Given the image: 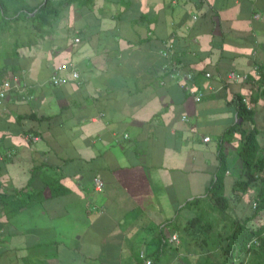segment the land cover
I'll return each mask as SVG.
<instances>
[{
  "label": "crops",
  "instance_id": "1",
  "mask_svg": "<svg viewBox=\"0 0 264 264\" xmlns=\"http://www.w3.org/2000/svg\"><path fill=\"white\" fill-rule=\"evenodd\" d=\"M48 3L38 25L46 0H0V264H145L141 252L150 264H264L255 244L231 262L223 250L232 220H264L255 186L232 191L242 131L255 127L264 150V0ZM19 7L27 17L13 20ZM62 63L78 77L52 84ZM219 153L222 213L205 199ZM201 211L207 230L191 233Z\"/></svg>",
  "mask_w": 264,
  "mask_h": 264
},
{
  "label": "trees",
  "instance_id": "2",
  "mask_svg": "<svg viewBox=\"0 0 264 264\" xmlns=\"http://www.w3.org/2000/svg\"><path fill=\"white\" fill-rule=\"evenodd\" d=\"M50 0H46V4H40L37 8V12L35 14V17L38 18V25H43L46 23V18L48 17V14L51 12V7L49 5ZM73 0H64V2H70ZM92 0H84V3H89ZM2 10V17L8 15L7 14V8L4 5H1ZM29 11V10H28ZM14 13H16V16L13 18V20H18L20 18L27 17V13H23L20 11L19 8H15ZM9 27V20L8 19H0V31H4L8 29ZM18 47V43L15 42L14 44V52L16 54V48ZM193 85V84H192ZM264 93V89H263ZM240 96L237 97L238 102V116H241L243 119H251V110H246L244 104L241 102ZM256 128L252 127L250 130L242 131V136L238 141L237 149L239 152L240 157L243 160L244 168L243 173L241 175V178L237 179L233 186L232 191L234 192H245L249 188L255 186L256 187V204L254 209V214L257 213V211L264 209V150L262 152H259V145L256 141ZM224 155H220L219 153V165L216 169L215 178L210 181L209 185L206 186L205 189V199L209 201L210 207L216 208L221 213L224 212V209L227 206V201L223 197V174L226 170ZM258 179V182L255 183V181ZM4 197V196H3ZM2 197V201H5ZM203 199L194 198L191 201H189V206H196V203H198L199 207L201 206V202ZM8 201V200H7ZM10 201V200H9ZM197 205V206H198ZM20 207H23L21 205H18V209ZM15 213V210L12 209L11 213L7 214L8 216L13 215ZM205 211H201L200 214H196L192 218L188 220V228L190 232L192 231L196 234H204L203 231L207 230L205 226H198V224L202 223V220H204ZM252 217V216H251ZM251 217L246 218L239 222L238 220H232L230 224H232V232L226 236L227 243L225 247L223 248L225 253H229L226 259L229 257V262H231L233 255L235 254L233 251H237L236 254L240 253H247L251 250V246L247 247V243L253 238L256 237L259 244L257 245L258 250L263 252L264 249V243L260 237V235L264 232V220L261 224L258 225L256 228H250L245 226L247 221L251 219ZM207 222V221H206ZM211 225V224H210ZM209 231V230H208ZM207 233V232H206ZM208 234V233H207ZM238 264H244L243 259L238 260Z\"/></svg>",
  "mask_w": 264,
  "mask_h": 264
},
{
  "label": "built area",
  "instance_id": "3",
  "mask_svg": "<svg viewBox=\"0 0 264 264\" xmlns=\"http://www.w3.org/2000/svg\"><path fill=\"white\" fill-rule=\"evenodd\" d=\"M170 46V44H168ZM163 54L166 55L167 53V49L165 51L162 52ZM67 72L68 74H70V76L72 78H77L78 77V73L77 71L70 67L69 63H62L60 65L57 66L56 68V71L53 73V75L50 77V80H51V83L52 84H55V85H59V84H65L67 81H68V77L65 76V75H60L59 73L60 72ZM206 77H209L210 76V73L206 72L204 74ZM192 74L191 73H186L183 77H185L186 79H189L191 78ZM225 78L226 80H229V81H237V80H246L248 79V75L246 73H241V72H238V71H235V70H229L226 75H225ZM185 86V89L188 91V93L192 96L193 100L198 102L201 100V97H202V92L199 90V89H196L194 86L192 85H186L184 84ZM10 87V84L8 82H4L3 83V88L0 87V97H3L4 96V91L3 89L5 88H8ZM241 102L244 104L246 110H251L252 109V105L251 103L249 102L248 98L246 96H243L241 98ZM204 141L208 140L207 137H204L203 138ZM94 184H95V188L97 190H100L101 187H102V183L101 181L98 179V178H95L94 179ZM171 239H176V236L173 235L171 236ZM258 245L259 242L257 240L256 237H253L248 243H247V247H252L253 245ZM140 257L143 258L144 260V263L145 264H150V260L149 259H146L144 257V254L141 252L140 253Z\"/></svg>",
  "mask_w": 264,
  "mask_h": 264
},
{
  "label": "rangeland",
  "instance_id": "4",
  "mask_svg": "<svg viewBox=\"0 0 264 264\" xmlns=\"http://www.w3.org/2000/svg\"><path fill=\"white\" fill-rule=\"evenodd\" d=\"M77 40V39H76ZM263 251H264V249H263Z\"/></svg>",
  "mask_w": 264,
  "mask_h": 264
}]
</instances>
